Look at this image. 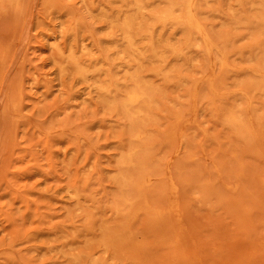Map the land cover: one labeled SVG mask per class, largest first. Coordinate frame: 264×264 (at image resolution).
Returning a JSON list of instances; mask_svg holds the SVG:
<instances>
[{"label": "rangeland", "instance_id": "1", "mask_svg": "<svg viewBox=\"0 0 264 264\" xmlns=\"http://www.w3.org/2000/svg\"><path fill=\"white\" fill-rule=\"evenodd\" d=\"M201 2L220 10L203 18L211 37L240 53L223 69L195 52L164 64L142 58L154 100L143 121L108 115L66 62L70 46L82 64L100 48L115 57L100 10L120 0H0V264H74L84 239H97L80 233L87 217L117 229L110 209L126 208L122 198L144 178L141 196L161 212L158 224L132 202L139 209L125 228L136 247L100 264H264V23L235 0ZM153 42L167 53L183 35L155 32ZM160 65L170 82L155 75ZM204 74L190 98V79ZM112 77L128 80L121 67ZM136 126L140 139L129 135ZM128 153L135 164L119 166Z\"/></svg>", "mask_w": 264, "mask_h": 264}, {"label": "bare ground", "instance_id": "2", "mask_svg": "<svg viewBox=\"0 0 264 264\" xmlns=\"http://www.w3.org/2000/svg\"><path fill=\"white\" fill-rule=\"evenodd\" d=\"M161 1L164 6L161 9H157ZM222 1L218 0L219 7H222ZM235 2L241 6L242 10H251L254 7L256 13L261 14L259 18L261 23H264V12H261V9L264 11V0H258V2L256 0H235ZM219 11V9H212L208 4L203 5L201 0H120L116 8L108 5L102 6L100 16L106 19L110 28L104 39L116 46L112 54L115 57H111L109 52H103L100 48L96 56L91 55L88 59L89 61L86 64H82L76 55L75 46H70L66 55L67 66H69L70 72L74 77L83 81L88 80L87 86L97 91L102 107L108 115L118 116L122 114L130 120L142 118L143 121H146L154 100L153 93L149 91V86L142 81L138 73V63L142 58L152 57L158 63L164 64V59L168 55L180 59L187 57L188 52H195L207 59H211L214 56L216 66L223 69L229 66L227 57L232 54H238L240 51L233 52L229 50L228 45L222 46L220 42L211 37L213 35V22L206 19L203 21V18L208 15L215 17L217 16L215 12ZM224 25L227 29H230V27L232 28L233 25L237 24L235 22L234 24L224 22ZM166 30L171 32L179 31L183 35V43L179 47H167V53L164 50H157V46L153 42L155 32H164ZM70 34L74 39L76 37L75 29H71ZM215 35L222 34L215 33ZM57 49L58 53H61L58 46ZM81 50L88 53L89 44L82 45ZM120 67L125 71L127 81H118L112 77L113 69ZM256 71L258 72L259 70ZM154 73L157 76L161 75L160 78L164 82L168 83L171 81L169 73L163 70L161 65L154 70ZM208 80L209 78L206 74L201 76L194 75L190 79L189 97L194 98L197 85ZM259 82V85L264 86V79L259 80ZM173 115L177 121L181 120L180 114L175 113ZM228 119L232 125H236L239 122L238 116L234 114L229 115ZM129 135L140 139L143 131L136 126L132 128ZM118 163L121 167L135 164L130 153L123 156ZM148 181L149 178H144L135 184L136 193L134 197L122 198L126 202V208L120 209L117 206L110 209L111 215L112 213L118 214L117 229H112L107 225L106 221L91 220L87 217V223L82 225L81 229L83 231L80 233L86 232L87 235L93 238L97 237V239L88 238L89 241L84 239L83 242L87 244L86 247L71 254L70 258L74 264H80L83 261L90 264H100L110 257L118 255L123 248L136 247L130 246L132 239L125 228L129 214L133 210L139 209L138 206L134 207L132 203L136 200L142 202L141 209L147 213L148 218L152 219V225L158 224L161 212L148 205L145 198L141 196L142 184ZM79 237L74 235L69 240L71 242H79ZM177 250L176 248L173 251L174 254ZM96 253H98L97 256H95ZM125 253L130 255L127 258L133 256L132 259H134V253L131 254L124 250L123 254Z\"/></svg>", "mask_w": 264, "mask_h": 264}]
</instances>
